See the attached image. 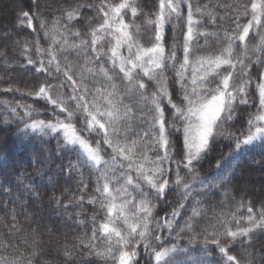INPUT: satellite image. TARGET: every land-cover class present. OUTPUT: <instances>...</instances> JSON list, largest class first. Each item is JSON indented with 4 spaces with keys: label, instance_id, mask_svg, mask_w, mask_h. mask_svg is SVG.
I'll return each mask as SVG.
<instances>
[{
    "label": "snow or ice",
    "instance_id": "obj_1",
    "mask_svg": "<svg viewBox=\"0 0 264 264\" xmlns=\"http://www.w3.org/2000/svg\"><path fill=\"white\" fill-rule=\"evenodd\" d=\"M57 5L49 20L48 0H14L3 32L7 40L28 29L37 39L19 52L31 86L16 89L33 102L5 103L2 120L35 154L32 179L15 173V196L12 180L0 179V210L28 255L0 264H41L51 255L43 237L59 244L61 220L91 228L73 251L65 242L62 264L77 254L80 264H264V198L245 205L232 195L242 191L235 162L264 149V0L225 4L227 15L204 0H158L150 12L137 0ZM250 31L260 36L251 48ZM7 56L5 48L0 60L11 63ZM218 145L227 153L201 175ZM228 204L236 210L224 211ZM185 237L198 251L181 246Z\"/></svg>",
    "mask_w": 264,
    "mask_h": 264
},
{
    "label": "trees",
    "instance_id": "obj_2",
    "mask_svg": "<svg viewBox=\"0 0 264 264\" xmlns=\"http://www.w3.org/2000/svg\"><path fill=\"white\" fill-rule=\"evenodd\" d=\"M15 2H19V0H15ZM49 3L53 5L51 10L43 11V15L48 17L49 20L55 15H60L57 11V0H48ZM92 2V0H89ZM98 3L99 0H96ZM119 2V0H116ZM195 2V0H194ZM210 7L214 8L218 15H227L229 12V8L224 7L225 4L234 6L237 3V0H204ZM27 3V0H25ZM137 3L143 8L146 12H150L154 10L153 4L158 3V0H152L150 3L149 0H137ZM147 6V7H145ZM14 0H0V54L3 53L5 48L8 50V56L5 59L10 60L11 63H4V60H0V179H11L13 182L12 194L15 196L16 193V175L18 172H25L24 178L26 180L32 179L33 168L32 162L35 159V154L32 151L33 145L24 141L21 142L17 140L13 133L16 132V128L14 126L11 127V131L7 130V127L2 123V120L5 115H7L6 110L4 109L5 103L15 105L17 101L22 100V102L32 103L33 97H23L21 98V93L16 91L17 88H25L26 86L30 87L31 81V72L25 71V66L31 68L26 64L24 57L19 55V52L23 50V41L28 39L30 41H35L37 39L36 33L31 32L28 29H24L23 32L17 34L16 32H10L9 38L5 40L3 36V32L8 30L13 25L14 19ZM130 17V14H129ZM243 20L244 23L247 22V19ZM142 22V21H141ZM208 30H213V25L211 22L208 23ZM36 28H39V24H36ZM264 34V33H262ZM259 37V35H258ZM251 34H249V38L246 40L249 48L253 47L257 44V38ZM39 39L41 40V47L47 48L48 43L44 41L43 34L41 33ZM17 40L21 41L20 45H17L15 42ZM214 40V37L211 38ZM200 43L203 45L204 41L201 38ZM214 46V45H210ZM237 54H239L240 49H237ZM31 54L34 59L35 49L34 47L31 49ZM74 61L80 59L76 56L75 53L72 54L71 57ZM23 62V64L21 63ZM83 63V60H80ZM34 71V69H32ZM11 87L12 91L6 92L3 91L4 88ZM43 103V101H41ZM244 116H247V113H244ZM240 125L237 124V128ZM53 142V146H54ZM228 149L226 147L217 146L211 155L204 161H202L203 167L200 170L201 175L212 174L216 171V161L220 159L221 154H226ZM238 163L240 168L243 170V177L238 178L237 186L242 189V191H238L234 194L235 202L238 203L241 200V197H244L245 205L251 201H259L264 198V149L260 147H256L251 152L247 153L244 156H241ZM40 167V165H37ZM53 169H55V165H52ZM75 175H79V173H75ZM53 178L54 173H53ZM67 177L64 176L63 179ZM45 182L47 183L48 177H45ZM37 183H39V179L37 178ZM76 181H72L73 186ZM43 189L41 190L43 194ZM49 193L51 189H48ZM178 198V197H177ZM169 199H173V195H170ZM47 202V197H45V203ZM87 211L88 218L91 217L92 212L90 209L91 206H85ZM257 207L259 205L257 204ZM235 211L236 208L233 204H228L225 206L224 211ZM9 211H11V205H9ZM217 213L221 211V209H215ZM241 211L246 213V207L241 209ZM211 213H209L210 215ZM81 220L85 217L80 216ZM21 223L24 222L23 216L19 218ZM13 223V219L10 215H6L4 211L0 210V258H18L21 252H24V255L27 256L28 253L25 252V248L28 245L25 243L23 233L20 236L12 237L11 235V224ZM79 228V231H77ZM25 231H28L25 229ZM87 232V236L85 233ZM91 235V228H85L82 225H77L74 222H69L67 226H65L64 221H60L59 228V244L56 243V238L50 243L47 236L43 237L41 242V247L45 249V251H50L51 255H46L44 260H42L41 264H48V262H52V264H62L63 261L68 259L64 252V245L67 241L68 250L71 252L72 244L78 243V238L89 239ZM9 241H13L15 245L18 247L11 246ZM262 241L257 240L254 242V247L259 250L260 243ZM182 247H190L195 253L198 251V245L187 244V237H185L184 241L181 244ZM103 247V245H101ZM239 247V246H238ZM78 251V250H77ZM95 258V257H93ZM146 258V257H145ZM242 260L246 259L245 256L240 257ZM69 264H80V256L77 254L72 258ZM98 264H103L102 261H98ZM143 264V262H142Z\"/></svg>",
    "mask_w": 264,
    "mask_h": 264
},
{
    "label": "rangeland",
    "instance_id": "obj_3",
    "mask_svg": "<svg viewBox=\"0 0 264 264\" xmlns=\"http://www.w3.org/2000/svg\"><path fill=\"white\" fill-rule=\"evenodd\" d=\"M250 34L255 36V37H258V35L256 34L255 31H250ZM259 41H260V36L257 38V44L259 43Z\"/></svg>",
    "mask_w": 264,
    "mask_h": 264
}]
</instances>
